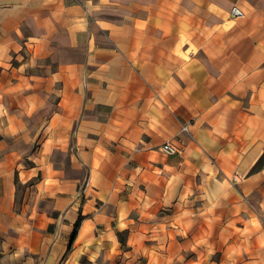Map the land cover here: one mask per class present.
I'll return each mask as SVG.
<instances>
[{"label": "crops", "instance_id": "0c3cea01", "mask_svg": "<svg viewBox=\"0 0 264 264\" xmlns=\"http://www.w3.org/2000/svg\"><path fill=\"white\" fill-rule=\"evenodd\" d=\"M0 264H264V0H0Z\"/></svg>", "mask_w": 264, "mask_h": 264}, {"label": "built area", "instance_id": "2783aa9c", "mask_svg": "<svg viewBox=\"0 0 264 264\" xmlns=\"http://www.w3.org/2000/svg\"><path fill=\"white\" fill-rule=\"evenodd\" d=\"M182 129L186 130V126H183ZM160 150L167 154H172L177 151V147L175 144L171 143L170 141H165L160 145Z\"/></svg>", "mask_w": 264, "mask_h": 264}, {"label": "rangeland", "instance_id": "374dc122", "mask_svg": "<svg viewBox=\"0 0 264 264\" xmlns=\"http://www.w3.org/2000/svg\"><path fill=\"white\" fill-rule=\"evenodd\" d=\"M23 56H24V59H27V57H28V55H26V54H23ZM88 183L87 182H85V185H87ZM121 238H122V236H121ZM122 241H123V239H122ZM189 253H191V254H189L188 256L189 257H191V256H193V255H196V252H194V251H191V252H189ZM187 256V257H188ZM187 260V258L185 259V261Z\"/></svg>", "mask_w": 264, "mask_h": 264}, {"label": "water", "instance_id": "95a60500", "mask_svg": "<svg viewBox=\"0 0 264 264\" xmlns=\"http://www.w3.org/2000/svg\"><path fill=\"white\" fill-rule=\"evenodd\" d=\"M232 12H233V14H239V11L237 9H235V8L233 9Z\"/></svg>", "mask_w": 264, "mask_h": 264}, {"label": "trees", "instance_id": "16d2710c", "mask_svg": "<svg viewBox=\"0 0 264 264\" xmlns=\"http://www.w3.org/2000/svg\"><path fill=\"white\" fill-rule=\"evenodd\" d=\"M76 225H77V223H76Z\"/></svg>", "mask_w": 264, "mask_h": 264}]
</instances>
